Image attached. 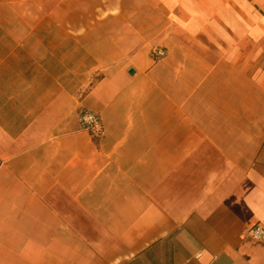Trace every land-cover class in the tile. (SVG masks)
I'll return each mask as SVG.
<instances>
[{
  "label": "crops",
  "instance_id": "crops-1",
  "mask_svg": "<svg viewBox=\"0 0 264 264\" xmlns=\"http://www.w3.org/2000/svg\"><path fill=\"white\" fill-rule=\"evenodd\" d=\"M257 225L264 0H0V264H264Z\"/></svg>",
  "mask_w": 264,
  "mask_h": 264
},
{
  "label": "built area",
  "instance_id": "built-area-1",
  "mask_svg": "<svg viewBox=\"0 0 264 264\" xmlns=\"http://www.w3.org/2000/svg\"><path fill=\"white\" fill-rule=\"evenodd\" d=\"M155 59L163 57L166 53L163 49L156 48L152 52ZM82 127L89 131L91 135L98 138L104 135L105 128L101 116L93 111L84 110L79 115ZM249 235L255 238L264 236V227L257 225L248 231Z\"/></svg>",
  "mask_w": 264,
  "mask_h": 264
},
{
  "label": "water",
  "instance_id": "water-1",
  "mask_svg": "<svg viewBox=\"0 0 264 264\" xmlns=\"http://www.w3.org/2000/svg\"><path fill=\"white\" fill-rule=\"evenodd\" d=\"M134 72H135V70H134V69H130V73H132V74H133Z\"/></svg>",
  "mask_w": 264,
  "mask_h": 264
}]
</instances>
